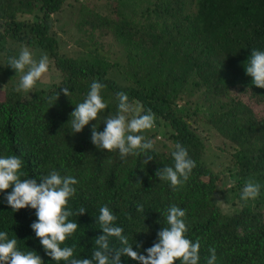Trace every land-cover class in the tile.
Listing matches in <instances>:
<instances>
[{
  "label": "trees",
  "instance_id": "16d2710c",
  "mask_svg": "<svg viewBox=\"0 0 264 264\" xmlns=\"http://www.w3.org/2000/svg\"><path fill=\"white\" fill-rule=\"evenodd\" d=\"M72 3L77 6L70 24L59 15ZM82 34L81 44L62 47L64 39L74 37L76 43ZM22 46L46 54L59 74L58 81L30 96L15 91L19 79L4 54L20 52ZM254 49L264 50V0H104L92 5L89 0H0V156L23 159L22 179L39 183L55 169L79 181L68 207L75 212L83 206L87 212L69 218L80 228L65 242L75 245V258H91L94 239L103 234L96 220L101 206L107 204L117 215L116 225L134 250L147 255L145 249L166 226L167 208L175 204L186 210L187 238L200 240L199 264H207L209 248L216 250V264H264V88L246 74ZM94 81L106 85L102 96L108 107L75 134L70 113ZM65 87L70 97L63 94ZM121 91L137 111L151 109L156 115L154 128L143 133L155 146L147 164L143 154L121 159L118 151H101L91 142L92 125L100 124L103 131V119L116 113ZM59 92V99H52ZM214 118L225 127L216 128ZM207 129L209 135L203 136ZM215 137L219 142L209 145ZM177 143L197 166L173 190L155 173L174 164ZM249 179L261 185L260 195L244 201L241 192ZM223 185L227 208L220 200ZM5 194L0 193V231L17 238L20 250L37 252L44 264H58L31 228L35 209L13 211Z\"/></svg>",
  "mask_w": 264,
  "mask_h": 264
},
{
  "label": "clouds",
  "instance_id": "9594fccd",
  "mask_svg": "<svg viewBox=\"0 0 264 264\" xmlns=\"http://www.w3.org/2000/svg\"><path fill=\"white\" fill-rule=\"evenodd\" d=\"M20 75L17 92H29L36 83L49 71V58L46 54L37 60L33 52L22 46L18 56L10 57L8 66ZM246 74L252 77L256 87L264 88V50H253L246 64ZM106 85L94 81L86 98L75 105V110L70 113L71 131L81 133L92 121L99 119L100 113L108 107L102 96ZM63 94L70 97L71 91L62 88ZM60 92L52 99H59ZM118 101L117 111L103 119L105 125L100 131V124L91 127V142L97 149L107 152L118 151L121 159L128 155L143 154L147 164L154 157V142L143 134L155 126L156 115L151 109L146 113L137 111L129 96L121 91L116 94ZM174 164L165 165L157 169L155 175L160 181H167L173 190H178L186 183L196 162L189 156L188 150L177 143L171 153ZM23 159L18 155L0 156V193H6L4 200L13 211L31 207L35 209L36 221L31 228L40 240L46 254L54 261H65L68 264H122L121 257H128L138 264H199L201 243L188 239V225L186 210L173 204L164 214L166 226L158 231V239L154 244L145 249L147 255L136 250L124 234V229L116 225L117 215L107 205L99 208L96 218L99 229L103 234L94 239L93 254L91 258H75V245L67 246L66 240L79 228L78 222L70 217L81 216L87 212L83 206L73 212L69 207V200L76 195L75 187L79 181L71 175H61L55 169L39 179L23 178ZM137 184L142 185L140 178ZM11 188L10 192H7ZM261 185L249 179L241 192V199L255 200L260 195ZM137 211L144 214L142 204L137 205ZM131 220V215H128ZM17 238H9L6 231H0V264H44L42 257L33 250L22 251L18 247ZM136 247H140L139 244ZM211 255L207 257V264H216L215 248H209Z\"/></svg>",
  "mask_w": 264,
  "mask_h": 264
},
{
  "label": "rangeland",
  "instance_id": "374dc122",
  "mask_svg": "<svg viewBox=\"0 0 264 264\" xmlns=\"http://www.w3.org/2000/svg\"><path fill=\"white\" fill-rule=\"evenodd\" d=\"M70 2V1H69ZM104 0H89V3L92 4H101L103 3ZM71 3V2H70ZM73 5V8L70 9V8H65L64 12L61 13L59 15V18L65 20V21H68L70 24L73 23V21L75 20V15H76V6L77 4L75 3H72ZM68 27H71V25L67 24L65 28H68ZM86 37L82 34L81 36L79 37H76V43H74V37H73V40H67V39H64L66 40L65 41V44L62 46L65 50H70L71 47H72V44H81V42L85 39ZM16 51V52H15ZM15 51H11L9 53H4L6 58H10V57H13V56H18L19 52H17V49ZM34 58H36L37 60L40 58V54L39 52H34ZM0 59L3 61V59L1 58V55H0ZM0 64L2 65L3 63L0 62ZM0 65V78L4 76L3 74V71H2V67ZM2 72V74H1ZM10 72L12 74V76H14L15 78L19 79L20 80V75L21 74H17L16 75V72L10 68ZM59 80V74L58 72L55 70V68L53 67L52 63L49 62V71L42 77V79L40 81H38L35 85V87L30 90L29 92H23V94L25 96H30L31 93L34 91V89H47L52 83L56 82ZM2 92L0 90V98L2 97ZM203 107L205 108L204 110H208L209 109V106L207 103H203L202 104ZM211 123L216 127V128H223L225 127L224 124H223V120L220 119V118H214L211 120ZM213 132V130H211V133ZM202 135L205 136V135H209V131L208 129L206 130V132H202ZM208 144L209 145H212V144H215L214 142H219V138H214V139H209L207 140ZM227 190H228V187H226L225 185L221 186V188L219 189V193L221 195V198L220 200L222 201V207L223 208H227V205H224L223 202L227 200L228 196H227Z\"/></svg>",
  "mask_w": 264,
  "mask_h": 264
}]
</instances>
